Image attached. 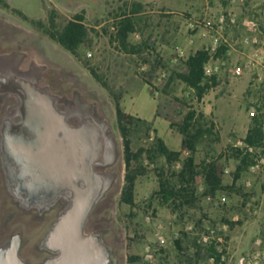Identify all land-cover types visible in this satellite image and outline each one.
<instances>
[{
  "label": "rangeland",
  "instance_id": "obj_1",
  "mask_svg": "<svg viewBox=\"0 0 264 264\" xmlns=\"http://www.w3.org/2000/svg\"><path fill=\"white\" fill-rule=\"evenodd\" d=\"M5 1L11 9L3 8L0 3V28L24 42L23 48L34 55L40 67L48 69L55 92L63 88L66 92H75L76 97L83 101L95 103L98 115L109 122L114 133L118 160L112 167L99 170L114 173L116 179L96 205L89 227L102 232V237L112 247L118 264H128L129 255L138 257L134 264H264V163L255 170L250 168L240 182L245 192H254L245 205L242 197L222 192L216 196L201 198L183 213V218L179 217L178 212L158 205L157 201L153 208H147L145 202L158 188L153 171H149L137 182V207L130 209L121 205L119 199L124 183L125 164L122 138L117 128L116 111L110 93L76 56L12 11L16 8L29 19L47 21L50 11L55 10L60 23L83 13L92 42L89 46L81 47L82 59L89 60L95 71L116 89H125L122 106L126 111L152 120L159 94L137 75V72L147 68L146 65L139 62L135 66L116 43H111L110 33L103 30L114 20L116 14L125 9V3L129 5L127 10L134 1L143 5V9L137 14L142 21L131 34V42L139 43L151 36L153 40H157L158 51L169 57L172 64H178L172 61L176 46L183 48L186 56L201 48V29L199 36H192L189 28L191 22L205 21L215 26L222 14H230L237 24L245 14L258 20L260 17L264 18V7L262 10L252 7L254 11H251L249 6L248 10L244 0ZM224 2L230 5L228 9H232V12L225 9ZM263 5L262 3L260 6ZM235 12H238L237 15ZM249 22L244 25L247 26ZM225 59L226 57H218L213 60L221 66L217 73L219 83L201 101L198 102L193 91L182 83H177L175 94L187 98L190 104L216 123L220 142L214 146V157L224 165L225 171L228 170V173L224 171V179L226 184H231L236 162L233 159L226 161L225 154L231 146L244 147L242 139L250 126L252 115L259 109L261 112L264 109V79H258L256 74L260 70L257 69H245L238 76L229 67L224 73L221 62ZM244 63L242 61L239 66ZM155 128L170 148L182 150L181 136L170 128L167 121L157 118ZM196 156L199 162L206 157V150H200ZM258 156L264 159V153L260 150L257 152ZM154 168V164L150 165L151 170ZM202 191L203 186L200 185L198 192ZM9 202L7 195L0 194V230L9 214ZM233 217L242 223L230 228L224 219L234 221ZM13 219L6 234L19 232L22 238L20 256L27 264H39L42 259L40 241L48 224L37 223L26 215ZM211 242L216 243L218 252L225 251L220 263L210 257L208 248Z\"/></svg>",
  "mask_w": 264,
  "mask_h": 264
},
{
  "label": "trees",
  "instance_id": "obj_2",
  "mask_svg": "<svg viewBox=\"0 0 264 264\" xmlns=\"http://www.w3.org/2000/svg\"><path fill=\"white\" fill-rule=\"evenodd\" d=\"M0 3L3 8L11 9L5 0H0ZM125 6V9L116 14L113 20L116 31H110V24L103 30L105 33H110L111 43H116L135 66H138L139 62L146 65L147 68L137 72V75L159 94L152 120L126 111L122 106L125 89H116L95 71L89 60L82 59L81 47L89 46L92 42L90 29L84 22L83 13L74 15L65 23H60L55 10L50 11L47 21L29 19L16 8L12 11L29 21L34 28L41 30L64 50L76 56L110 93L115 106L117 128L122 138L125 164L124 183L119 199L121 205H126L130 209L137 207L136 185L138 180L146 176L149 171L154 172L158 188L145 202L147 208H153L154 202L157 201L158 205L167 207L172 212H178L179 217L183 218V213L201 198L216 196L222 192L242 197L245 205L254 192H245L240 182L256 164L257 152L260 150L264 153L262 130L264 113L259 109L252 115L250 126L242 139L244 147L231 146L225 154L226 161L233 159L236 162L235 170L232 172V182L226 184L225 167L214 157V146L220 142L216 123L190 104L187 98L175 94L177 83H182L193 91L195 99L199 102L215 88L219 83L218 76L217 74L206 76L205 66L225 53L227 45L220 46L215 54L204 47L199 48L178 64H172L169 57L158 51L157 40H153L151 36L142 39L139 43L131 42V34L137 30L142 21L137 14L143 9V5L134 1L128 10V3H125ZM162 71L166 74L158 81ZM157 118L167 121L170 128L179 133L181 148L188 150V156L183 157L182 150L170 148L159 136L155 128ZM249 147L254 151L250 152ZM202 149L206 150V157L198 162L196 155ZM151 164L155 166L153 170L150 169ZM200 185L203 186L202 192H198ZM224 221L230 228L242 223L241 220L224 219ZM177 246L180 248L179 244ZM208 249L210 257L216 263H220L225 251L218 252L215 242H211ZM137 260L136 256H128V264H134Z\"/></svg>",
  "mask_w": 264,
  "mask_h": 264
},
{
  "label": "water",
  "instance_id": "obj_3",
  "mask_svg": "<svg viewBox=\"0 0 264 264\" xmlns=\"http://www.w3.org/2000/svg\"><path fill=\"white\" fill-rule=\"evenodd\" d=\"M35 73H7L8 87L18 99L14 114L20 120L5 132V157L23 164L18 180L28 190L26 206H48L60 198L67 202L40 241V250L55 254L41 264H118L102 232L86 230L91 213L116 179L114 173L99 170L118 160L114 133L95 103L80 98L71 102L43 89ZM62 102L65 109L58 107ZM34 163L40 164L36 170ZM38 185L45 192H36ZM20 248L17 235L0 248V264H27Z\"/></svg>",
  "mask_w": 264,
  "mask_h": 264
},
{
  "label": "flooded vegetation",
  "instance_id": "obj_4",
  "mask_svg": "<svg viewBox=\"0 0 264 264\" xmlns=\"http://www.w3.org/2000/svg\"><path fill=\"white\" fill-rule=\"evenodd\" d=\"M23 44L24 42H20L16 36H13L9 32L0 28V194H5L10 199V205L8 208L9 214L0 230V248L7 245L11 239L17 235L21 238V234L19 232H14L9 235L6 234L11 222L14 220L13 218L26 215L30 216L31 219L37 223H47L48 226L43 235L44 238L53 222L59 216L60 212L67 206V202L61 198L56 200L52 205L48 206H26L24 199L26 198V192L28 190L23 187L18 180L23 164L15 160L13 157H5V132L11 129L13 123L20 120V117L15 116L14 114L15 109L18 106V99L8 87V82L11 79L7 73L13 74V72L21 70L22 72H31L34 76H36L35 71H37V73L39 72L38 84L40 87L48 89L50 92H54L57 95L62 96L61 98L64 97L71 102L78 99L75 92H66L63 88L58 89V91L55 92L51 85L48 69L45 66L40 67V64L36 61L34 55L28 49L23 48ZM38 68H40V71L37 70ZM66 106L67 104L64 102L58 104L60 109H65ZM72 123L76 124V121L74 120ZM39 165L40 164L34 163L32 167L36 170ZM34 188L38 193L45 192L44 188L40 185L35 186ZM93 213L94 212L91 213L86 226V230L89 233L97 232L96 229L89 227L90 219L93 216ZM40 252L42 254V259L39 264H41L45 259L55 256V254L47 251L41 250Z\"/></svg>",
  "mask_w": 264,
  "mask_h": 264
},
{
  "label": "built area",
  "instance_id": "obj_5",
  "mask_svg": "<svg viewBox=\"0 0 264 264\" xmlns=\"http://www.w3.org/2000/svg\"><path fill=\"white\" fill-rule=\"evenodd\" d=\"M264 16V11H263ZM237 24L236 19L231 16L230 14H222L217 20V24L214 26L211 23H207L205 21L203 22H191L189 24L190 31H196L198 29H201V37L204 39H209L210 44L207 45L205 48L211 51L213 54L217 52L220 46L227 45L229 46L230 43L225 35V30L228 27L235 26ZM247 26L249 27H255L256 24L254 21H250ZM110 31L115 32L116 28L115 25H113V21L110 23ZM246 44H251L255 49L254 52L248 56L245 60V63L243 66H238L235 69L236 75H242V73L245 71V69H260L264 70V40H260L257 36L253 37L251 40L248 38L245 39ZM186 58V52L183 48L176 46L175 48V55L172 58L173 63H179L181 60ZM221 65H224L223 62H221ZM220 65L216 64L215 62H210L205 66V75L206 76H213L220 71ZM165 72L162 71L160 74V77L158 78V81L161 80L162 77L165 76ZM258 79L262 81L264 79L263 76H259ZM264 113V109L262 110ZM262 130H263V143H264V119L262 121ZM241 143V142H240ZM249 151L253 152L254 149L249 147ZM183 157H186L188 155V151L184 150ZM264 163L263 157L258 156L256 158V164L251 167V169L255 170L261 166V164ZM152 165V164H151ZM179 166V164H178ZM228 173V170L225 171ZM149 218V217H148ZM220 240V238H218Z\"/></svg>",
  "mask_w": 264,
  "mask_h": 264
},
{
  "label": "crops",
  "instance_id": "obj_6",
  "mask_svg": "<svg viewBox=\"0 0 264 264\" xmlns=\"http://www.w3.org/2000/svg\"><path fill=\"white\" fill-rule=\"evenodd\" d=\"M244 2L246 3L247 9L249 6L251 7V11H254L252 9V7L254 9L259 8L260 10H262V8L264 7V5L260 6V5H262V3L264 4V0H244ZM224 4H225V9L232 12V9H228V7H230V5H227L226 2H224ZM237 13L238 12H235L236 15H237ZM247 15L248 14L243 15V17L241 18V20L238 22L237 25L228 27L225 30V35H226L230 45L226 46L227 50L225 51V53H223L220 56L223 59H224V57H226L225 61H223L224 70H222V71H225L224 73H226L228 71L229 67H232L233 71L235 73V69L239 66V63H241L242 61L245 62L246 58L254 52L255 48L251 44L245 43L246 38L251 40L253 37L257 36L260 40H264V18L260 17V19H258L259 20V22H258L257 19L255 20L253 18L254 16L252 18H250V17H247ZM249 18L252 19L255 23L258 22L256 24L257 25L256 27L250 28V27L244 25L245 23L249 22L248 21V20H250ZM199 33H200L199 29L196 31H191L192 36H197V34L199 36ZM199 38L202 40V43L200 46L201 48L202 47L205 48L207 45L210 44L209 39H204V38H201L200 36H199ZM257 70H260V69H257ZM261 71H263V72H261ZM260 72L257 71L256 76L257 77H259V76L264 77V70H260ZM227 74H229V73H227ZM250 79H251V76H250ZM132 114H134V113H132ZM153 116H154V114H153ZM151 119H153V117ZM232 219L234 221H236L237 218L233 217Z\"/></svg>",
  "mask_w": 264,
  "mask_h": 264
}]
</instances>
